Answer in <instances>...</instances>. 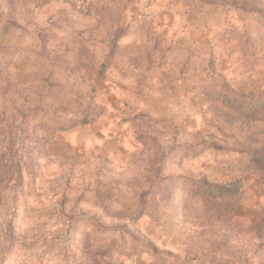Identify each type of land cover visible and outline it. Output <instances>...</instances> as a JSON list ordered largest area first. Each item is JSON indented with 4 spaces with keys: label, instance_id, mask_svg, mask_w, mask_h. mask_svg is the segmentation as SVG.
Segmentation results:
<instances>
[{
    "label": "clouds",
    "instance_id": "clouds-1",
    "mask_svg": "<svg viewBox=\"0 0 264 264\" xmlns=\"http://www.w3.org/2000/svg\"><path fill=\"white\" fill-rule=\"evenodd\" d=\"M0 264H264V0H0Z\"/></svg>",
    "mask_w": 264,
    "mask_h": 264
}]
</instances>
